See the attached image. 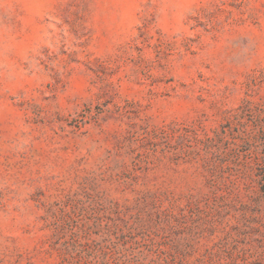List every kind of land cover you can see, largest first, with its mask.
<instances>
[{"label": "rangeland", "instance_id": "obj_1", "mask_svg": "<svg viewBox=\"0 0 264 264\" xmlns=\"http://www.w3.org/2000/svg\"><path fill=\"white\" fill-rule=\"evenodd\" d=\"M0 264H264V0H0Z\"/></svg>", "mask_w": 264, "mask_h": 264}]
</instances>
